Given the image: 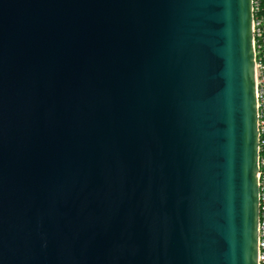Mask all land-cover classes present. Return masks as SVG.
Masks as SVG:
<instances>
[{
    "label": "water",
    "instance_id": "95a60500",
    "mask_svg": "<svg viewBox=\"0 0 264 264\" xmlns=\"http://www.w3.org/2000/svg\"><path fill=\"white\" fill-rule=\"evenodd\" d=\"M251 0H0V264H257Z\"/></svg>",
    "mask_w": 264,
    "mask_h": 264
},
{
    "label": "built area",
    "instance_id": "2783aa9c",
    "mask_svg": "<svg viewBox=\"0 0 264 264\" xmlns=\"http://www.w3.org/2000/svg\"><path fill=\"white\" fill-rule=\"evenodd\" d=\"M251 32L254 55V85L257 129V242L256 263L264 264V18L261 0H251ZM262 15V16H260Z\"/></svg>",
    "mask_w": 264,
    "mask_h": 264
},
{
    "label": "trees",
    "instance_id": "16d2710c",
    "mask_svg": "<svg viewBox=\"0 0 264 264\" xmlns=\"http://www.w3.org/2000/svg\"><path fill=\"white\" fill-rule=\"evenodd\" d=\"M261 7L263 8V10H264V0H261ZM261 14L263 15H260V16H262L263 18H264V11H261Z\"/></svg>",
    "mask_w": 264,
    "mask_h": 264
}]
</instances>
